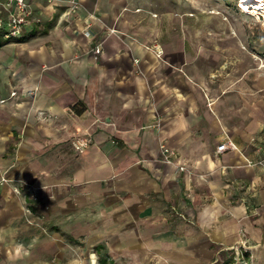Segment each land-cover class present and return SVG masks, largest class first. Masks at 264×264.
Instances as JSON below:
<instances>
[{
  "label": "crops",
  "instance_id": "crops-1",
  "mask_svg": "<svg viewBox=\"0 0 264 264\" xmlns=\"http://www.w3.org/2000/svg\"><path fill=\"white\" fill-rule=\"evenodd\" d=\"M74 1L28 0L25 39L0 35V264L25 253L19 239L25 261L50 260L58 230L87 264H264V101L207 107L181 42L140 5Z\"/></svg>",
  "mask_w": 264,
  "mask_h": 264
},
{
  "label": "rangeland",
  "instance_id": "rangeland-1",
  "mask_svg": "<svg viewBox=\"0 0 264 264\" xmlns=\"http://www.w3.org/2000/svg\"><path fill=\"white\" fill-rule=\"evenodd\" d=\"M133 1L140 5V8H134L133 11L138 12L143 9L142 11L158 20V34H161L162 38L166 39L165 41L174 39L181 42V47L187 54V61L183 60V65L181 64L182 66L178 68L182 72L183 79L198 82V90L205 96L207 107H210L209 104L213 101L219 102L220 99L227 97L240 100L245 98L248 102H254L256 97L264 101V16L258 17L251 12L242 11L240 0ZM68 3L75 5L74 0H68ZM29 8L31 9V6ZM2 13H4L3 10ZM37 18L40 20L39 17ZM108 31L115 32L116 30L110 28ZM155 46L160 48L157 43H153L154 48ZM174 79L175 76L171 75L166 81L167 85L172 87ZM11 93L10 96L15 95ZM229 114L227 119L230 130L233 125L239 126L240 124L233 114ZM179 169L185 168L179 166ZM23 191L24 195L36 200L32 187L25 185ZM37 225L39 226L36 230L38 240L34 242V245L37 243L44 247L47 231L45 226L42 228L39 224ZM48 232L51 233V230ZM54 236L56 241L50 260L37 262L28 259L25 261L24 254L28 253L29 256L31 251L28 244L23 239L22 241L19 239L21 243L19 249L24 250L25 253L19 257L20 259L15 260V258L14 262L9 261L4 264L88 263L87 251L83 252L82 247L75 246V240L69 237L67 232L58 230V233L54 232ZM60 236L68 242V248L66 245L61 248L58 241ZM65 250L68 252V257L63 255L66 254Z\"/></svg>",
  "mask_w": 264,
  "mask_h": 264
},
{
  "label": "built area",
  "instance_id": "built-area-1",
  "mask_svg": "<svg viewBox=\"0 0 264 264\" xmlns=\"http://www.w3.org/2000/svg\"><path fill=\"white\" fill-rule=\"evenodd\" d=\"M29 7L28 0H0V35L2 37L9 39L19 37L23 34L24 28L32 21V11ZM2 10L4 13H2ZM84 34L88 36L89 32L85 31ZM101 50L102 44L97 43L90 51L94 56H97L101 53ZM155 50H157V53H161V49L157 46H155ZM14 94L15 92L11 93V95ZM2 102H4L3 99L0 100V103ZM88 143V139L77 138L73 142V147L75 150L80 151L84 149ZM229 147H233L231 142L224 141L217 146V151L221 152ZM159 148L163 160H165V162H171L174 152L162 143Z\"/></svg>",
  "mask_w": 264,
  "mask_h": 264
},
{
  "label": "bare ground",
  "instance_id": "bare-ground-1",
  "mask_svg": "<svg viewBox=\"0 0 264 264\" xmlns=\"http://www.w3.org/2000/svg\"><path fill=\"white\" fill-rule=\"evenodd\" d=\"M240 5L242 11L251 12L258 17L264 16V2L262 0H240Z\"/></svg>",
  "mask_w": 264,
  "mask_h": 264
},
{
  "label": "trees",
  "instance_id": "trees-1",
  "mask_svg": "<svg viewBox=\"0 0 264 264\" xmlns=\"http://www.w3.org/2000/svg\"><path fill=\"white\" fill-rule=\"evenodd\" d=\"M17 40V41H22V40H24L25 39V37H21V36H19V37H13V38H9V40Z\"/></svg>",
  "mask_w": 264,
  "mask_h": 264
}]
</instances>
